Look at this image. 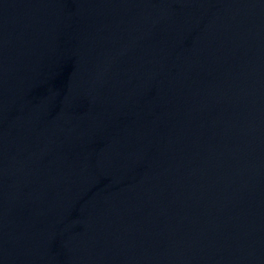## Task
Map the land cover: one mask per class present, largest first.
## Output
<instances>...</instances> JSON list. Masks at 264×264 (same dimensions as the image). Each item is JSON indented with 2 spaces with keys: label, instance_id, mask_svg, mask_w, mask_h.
Masks as SVG:
<instances>
[{
  "label": "water",
  "instance_id": "water-1",
  "mask_svg": "<svg viewBox=\"0 0 264 264\" xmlns=\"http://www.w3.org/2000/svg\"><path fill=\"white\" fill-rule=\"evenodd\" d=\"M0 264H264V0H0Z\"/></svg>",
  "mask_w": 264,
  "mask_h": 264
}]
</instances>
